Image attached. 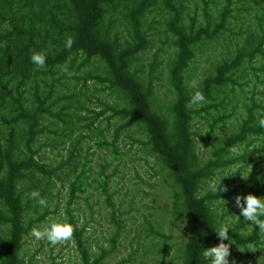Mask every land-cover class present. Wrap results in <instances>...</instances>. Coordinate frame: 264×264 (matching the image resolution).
I'll use <instances>...</instances> for the list:
<instances>
[{
  "label": "trees",
  "instance_id": "obj_1",
  "mask_svg": "<svg viewBox=\"0 0 264 264\" xmlns=\"http://www.w3.org/2000/svg\"><path fill=\"white\" fill-rule=\"evenodd\" d=\"M214 1L0 0V264H35L25 257L24 246L30 231L58 210L53 177L68 188L63 221L74 228L72 240L79 264H103L114 251L111 247L92 254L84 236L85 225L77 223L78 194H86L87 200L91 183L102 191L107 204H112L106 190L109 177L102 169L88 180L86 155L80 167L71 166L75 152H80L77 139L71 137L77 124L73 108L78 101L74 94L56 95L62 80L78 78L68 72L103 84L104 89L97 91L107 89L117 102H101L122 123L110 142L101 140L97 146L115 158L119 156L120 132L134 134L141 150L154 157L170 180L171 213L189 223L185 239L176 248L179 258L174 264H208L202 251L221 242L213 230L220 225L230 229L229 247L239 249V256L250 259L261 250L264 234L255 226L238 217L235 223H225L223 214L218 216L219 202L234 198L251 182V176L244 183L222 184L227 185L226 191L219 194L204 184L243 162L251 163L254 171L264 155V129L258 126V120L264 118V0H222L212 13L209 5L215 6ZM239 2L246 6L235 7ZM256 10L260 14L252 15ZM238 12L250 13L256 28L245 31L241 45L229 50L212 72L191 88L187 71L198 51L213 41L231 42V26L238 20L241 23ZM157 13L173 47L164 102L157 98V86L150 75L140 69L142 55L151 44L148 19ZM68 39L70 48L65 47ZM34 51L45 54L44 70L30 63ZM257 86L262 87L260 91L255 90ZM196 90L203 92L207 103L188 107ZM212 111L216 114L212 123L199 136L194 130L196 120ZM237 114L241 117L235 131L225 136L207 159L201 158L196 138L208 143L218 126ZM44 133L58 143L70 141L66 161L52 166L39 158L37 145ZM233 147L239 155L230 151ZM33 190L47 199L46 208L29 198ZM248 194L264 197V174ZM248 244L254 245V250H246Z\"/></svg>",
  "mask_w": 264,
  "mask_h": 264
},
{
  "label": "rangeland",
  "instance_id": "obj_2",
  "mask_svg": "<svg viewBox=\"0 0 264 264\" xmlns=\"http://www.w3.org/2000/svg\"><path fill=\"white\" fill-rule=\"evenodd\" d=\"M214 2L215 6L209 5L212 13H216L218 6L223 3L222 0ZM252 3L253 1H249V4ZM242 6L246 4L239 2L235 7L241 9ZM254 13L260 14V11L251 12L252 15ZM158 14H151L154 17L148 19L147 28L150 31L151 44L142 55L140 69L144 74L150 75L153 84L157 86V98L164 102L169 88L167 69L173 47L170 36L164 33L165 28ZM241 17V23L238 20L237 24L231 26L233 29L232 34H229L231 42L213 41L198 51L187 71V82L191 88H193V82L197 83L198 80L212 72L214 65L222 60L229 50L234 49L235 45H241L245 31L256 28V19H252L250 13H243ZM262 26L264 27V20ZM71 75H76L78 78L62 80L64 84L58 85L56 89V95L74 94L78 101L73 108L77 115V118L75 117L77 124L71 137L77 139L80 152H75L71 166L80 167L83 164L82 158L86 155L88 163L85 164L90 169L88 180L94 179L95 174L102 169L104 176L109 177L106 190L111 195L110 203L112 204V206L107 204L104 194L100 189L96 190L93 183L88 191L87 200H85L86 194H78L75 205L78 208L77 223L85 225L84 236L87 239V246L92 254H97L100 249L108 250L114 247V251L104 260L103 264H174L179 258L176 248L179 241L185 239L189 223L185 219L174 217L171 213L170 180H167L165 172L154 157L141 150V145L134 140V134H126V131L120 132L117 142L119 156L115 158H112L104 147L97 146L96 143H100L101 140L110 142V136L122 123L120 118L113 116L102 106L101 102L108 104L117 102L113 99V93L107 89L97 91L104 89L103 84L89 79L84 80L81 73L68 72V76ZM248 77L251 79L250 75ZM261 88L257 86L255 90L260 91ZM76 99L71 101L75 102ZM215 115L212 111L209 116L203 114L196 120L194 130L199 136L206 132ZM240 117L237 114L227 124L218 126L214 137L208 143L196 138L201 158L207 159L210 151L217 147L225 136L235 131ZM50 123H54L53 119ZM52 126L51 124L48 127ZM56 140L52 135L44 133L37 145L39 158L52 166L66 161L70 149L68 139H64L62 143ZM243 163L217 173L204 184V187L211 189L212 183L219 182L222 176L221 185L226 182L232 185L244 183L251 176V182L237 193L241 196L248 194L249 188L254 186L256 179L264 174V155L258 161L254 171L251 169V163ZM67 166L64 165V167ZM67 176L71 178L70 175ZM63 180L66 182V179ZM52 183L55 192L58 193L55 200L58 210L54 216L51 215L37 228H43L53 221H63L65 218L63 203L68 193L67 185L61 187L57 177L52 178ZM224 187L227 185L225 184ZM219 203L218 216L223 214L225 223H235L237 218L235 215H239V209L234 206L233 198L226 200L225 204L224 201ZM112 211H114V216L111 215ZM117 221L122 223L121 226H118ZM114 235H116L115 244L112 246ZM24 247L25 257H31L35 264H79L72 239L63 244L50 246L45 240H35L30 231ZM238 250L229 247V264L235 262L238 264L242 262L245 264L264 263V246L250 259L239 256Z\"/></svg>",
  "mask_w": 264,
  "mask_h": 264
},
{
  "label": "clouds",
  "instance_id": "obj_3",
  "mask_svg": "<svg viewBox=\"0 0 264 264\" xmlns=\"http://www.w3.org/2000/svg\"><path fill=\"white\" fill-rule=\"evenodd\" d=\"M71 43V39H68L65 42V47L70 48ZM29 60L36 69L44 70L46 68V56L43 52H32L29 56ZM195 86L196 82H193V87ZM205 103H207V100L203 92L196 90L189 97L187 106H201ZM258 126L264 129V118L258 120ZM230 151L234 155H239V152L235 147L231 148ZM222 177H220L219 182L214 181L212 183L211 190L214 193L219 194L226 191L221 185ZM28 196L30 199L35 200L41 209L48 206L47 199L41 197L38 191L33 190ZM233 203L234 206L239 209V216H235L242 218L245 222H248V224L255 226L261 234H264V197H257L252 194H246L244 196L237 194L233 198ZM213 230L221 242L215 246L206 249L203 248L202 256L208 261V264H229V245L232 244L229 235L230 229L226 225H220L218 229L213 228ZM73 231V226L66 221H53L43 228L34 227L31 230V235L37 241L45 240L50 246H56L70 241L73 236ZM223 241H227V243H224ZM246 250H254V245L248 244Z\"/></svg>",
  "mask_w": 264,
  "mask_h": 264
}]
</instances>
